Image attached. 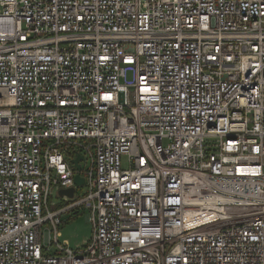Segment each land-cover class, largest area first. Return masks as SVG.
<instances>
[{
  "label": "built area",
  "instance_id": "built-area-1",
  "mask_svg": "<svg viewBox=\"0 0 264 264\" xmlns=\"http://www.w3.org/2000/svg\"><path fill=\"white\" fill-rule=\"evenodd\" d=\"M0 264H264V0H0Z\"/></svg>",
  "mask_w": 264,
  "mask_h": 264
},
{
  "label": "rangeland",
  "instance_id": "rangeland-1",
  "mask_svg": "<svg viewBox=\"0 0 264 264\" xmlns=\"http://www.w3.org/2000/svg\"><path fill=\"white\" fill-rule=\"evenodd\" d=\"M82 166H86L85 162L82 161ZM83 188L78 187L76 190V197L82 193ZM61 197L58 196L55 187L52 188L49 207L51 210L60 208L62 203L60 202ZM63 223L60 226L59 241H67L68 245L72 249H82L89 243L92 225L87 220V211L85 209H79L78 212H68L62 216Z\"/></svg>",
  "mask_w": 264,
  "mask_h": 264
},
{
  "label": "water",
  "instance_id": "water-1",
  "mask_svg": "<svg viewBox=\"0 0 264 264\" xmlns=\"http://www.w3.org/2000/svg\"><path fill=\"white\" fill-rule=\"evenodd\" d=\"M83 160V156L81 154L77 155L75 158L71 159L70 163L77 169L80 170L81 165L79 164V161ZM84 182L83 177L80 176L79 173H76L74 175V183L76 186L82 185ZM59 195H66L69 198H72L74 195V187H68V188H62L58 190Z\"/></svg>",
  "mask_w": 264,
  "mask_h": 264
}]
</instances>
